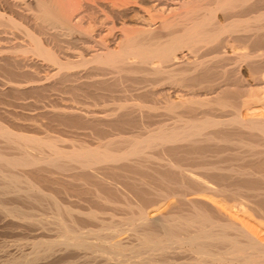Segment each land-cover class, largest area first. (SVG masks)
Segmentation results:
<instances>
[{
  "label": "bare ground",
  "instance_id": "obj_1",
  "mask_svg": "<svg viewBox=\"0 0 264 264\" xmlns=\"http://www.w3.org/2000/svg\"><path fill=\"white\" fill-rule=\"evenodd\" d=\"M0 9L1 264H264V0Z\"/></svg>",
  "mask_w": 264,
  "mask_h": 264
},
{
  "label": "rangeland",
  "instance_id": "obj_2",
  "mask_svg": "<svg viewBox=\"0 0 264 264\" xmlns=\"http://www.w3.org/2000/svg\"><path fill=\"white\" fill-rule=\"evenodd\" d=\"M0 11H2V9H0ZM130 13H131V12H130ZM239 13H240V14H239ZM131 14H132V15H131ZM131 14H130L131 17L128 16V18H126L127 26L130 24V26H128L129 29L131 28L130 30H132V29L135 28V26H134V25H131V24H133L134 21L137 20V17L135 16V14H133V12H132ZM241 14H242L241 12H238L236 15H239V16H240ZM222 16H223V14H220V13L218 14V19H219V20L221 19L220 21H223V20H222V19H223ZM134 18H135V19H134ZM131 19L134 20V21L131 22V21H132ZM130 20H131V21H130ZM129 21H130V22H129ZM18 34H19V33H18ZM104 34L106 35V33H104ZM7 35H8V34H7ZM9 35H10V36L13 35V37H15V35L12 34V33H9ZM20 35H21V34H20ZM11 37H12V36H11ZM108 38H113V36L110 37V35H109ZM22 39H23V38H22ZM12 44H15V41H14V43L12 42ZM79 44H80V45H79ZM1 45H2V43H1ZM3 45H4V44H3ZM3 45H2V46H3ZM6 45H7V46H6ZM6 45H4V46H6V47H10V44H6ZM8 45H9V46H8ZM74 45H76V46H74ZM81 45H82L81 43L73 44V46L70 45V47H69V48H70V49H69L70 51H71V48L73 49V48L75 47V48L72 50V52H70V54H72L73 51H74L75 49H77L76 47H78L81 51H80V50H75V52H77V51L79 52V51H80V53H82V49H85V52H84V50H83V53H84V54H85L87 51H89L88 46L90 47V51L95 50V49H96V50L99 49V48H97V47L94 48V45H93V46H92V45H84V46L82 45V46H81ZM111 45L113 46V48H117L116 43H112ZM12 46H13V45H12ZM85 46H86L87 48H84ZM81 47H82V49H81ZM67 49H68V47H67ZM64 50H66V49H64ZM241 50H242V49H241ZM241 50L239 49L240 52L236 50V52H237V53H238V52H239V53H242L243 50H242V52H241ZM65 52H68V50H66ZM75 52H74L73 54H78V52H77V53H75ZM87 53H88V52H87ZM234 53H235V52H234ZM66 54H67V53H66ZM68 54H69V53H68ZM62 55H63V54H62ZM64 55H65V54H64ZM231 55H232V54H231ZM66 56H67V55H66ZM73 56H74V55H73ZM75 56H77V55H75ZM232 56H233V58H235V56H237V54H236V55L233 54ZM231 58H232V57H231ZM244 74L246 75L245 72H244ZM79 81H80V84L82 85V86L80 87V89H81V88H83V82H85V81H82V80H79ZM81 81H82V83H81ZM73 87H76V86H73ZM73 87L71 86L70 88L72 89ZM89 88H90V87H89ZM74 89H75V88H74ZM74 89H73V90H74ZM83 90H84V91L87 90V91H91V92L94 91L93 88H92V89H87L86 87H84ZM247 113H248V112H243V114H244L245 117H248V116L250 115L249 113H248V114H247ZM1 234H2V231L0 232V237H1V238H0L1 240H0V241L2 242V243L0 242V264H1L2 261H4V263H5V262H6L5 260L9 258V255H10V254H19L22 250L25 251V252H28V251H31V250H32V247H29V245L32 246V242L34 241L33 239L30 240L29 238H24V237H16V238L14 237V238H15V239H14L13 237H12V238L9 237V238L7 239V240L9 241V242H8V241H6V239H5V241H4V237H2ZM23 238H24V240H23ZM2 239H3V240H2ZM27 239H29L30 241H28ZM11 240L13 241V243H14V242H15V243L13 244V243L11 242ZM17 240L20 241V242L18 241V244L21 243V244H19V247L17 246V245H18V244H17ZM23 241H24V242H23ZM26 241H28V242L25 243ZM22 242H23V244H22ZM3 243H5V244H9V246H8V245H5V244H3ZM24 243H25V245H24ZM28 243H30V244L28 245ZM26 244H27V245H26ZM1 245H2V246H1ZM11 245H12V246H11ZM15 245H16V246H15ZM21 245H22V246L24 245V246H23L24 248H23ZM5 246H6V247L8 246V248H6ZM20 246L22 247V250L20 249ZM1 248H2L3 250H4V248H5V250L3 251ZM19 249H20L21 251H20ZM8 250H9V251H8ZM2 253H3V254H2ZM4 255H5V256H4ZM58 255H59V254H58ZM60 256H61V257H60ZM60 256H54V257H52V258L48 257V258H46V259H49V258H50L51 260L49 259V260L47 261V260L45 259V260L41 261L39 264H44L45 262H46L45 264H56V263H57V264H61V263L63 264V263H65V262H67V263H69V264H71V263H72V264H75L76 262H74V261H77V258H75V259L70 258V257H72V256H74V255H72V256H70V255H67V256H66V255H65V256H64V255H60ZM68 256H69V257H68ZM1 257H2L3 259H2ZM5 257H6V258H5ZM7 257H8V258H7ZM55 257H56V258H55ZM57 257H59V258H57ZM62 257H63L64 261L66 260L65 262L62 261ZM64 257H65L66 259H65ZM67 258H68V259L70 258L69 261H68ZM80 258H81V257H80ZM80 258L78 257V261H79ZM54 259H55V260H54ZM81 259H83V258H81ZM1 260H2V261H1ZM53 260H54L55 262H54ZM60 260H61V262H60ZM72 261H73V262H72ZM82 261H84V259L81 260V262H79V263L82 264V263H83ZM42 262H43V263H42ZM53 262H54V263H53ZM70 262H71V263H70ZM4 263H2V264H4ZM67 263H65V264H67ZM79 263H78V264H79Z\"/></svg>",
  "mask_w": 264,
  "mask_h": 264
}]
</instances>
